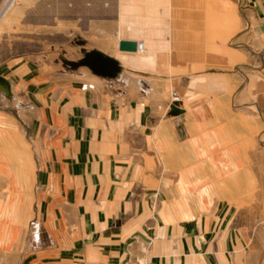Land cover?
<instances>
[{
  "label": "crops",
  "instance_id": "obj_1",
  "mask_svg": "<svg viewBox=\"0 0 264 264\" xmlns=\"http://www.w3.org/2000/svg\"><path fill=\"white\" fill-rule=\"evenodd\" d=\"M169 2L116 0L117 43L120 40L142 42L144 57L138 59L133 53L117 50L121 70L113 78L96 77L85 67L60 70L59 65L53 63L50 68L56 73H42L47 66L39 64L34 67L32 80L25 83L24 63L9 64L0 42V79L7 83V90L0 86V136L10 137L19 147L20 142L24 143L27 127L35 139V205L30 225H36L34 228L42 235L45 246L38 249L49 259L54 256L52 249L57 245V231H64L61 244L67 252L68 230L78 225L86 233L87 242H94L98 250L103 247L104 254L114 250L108 247L116 246L112 234L118 237L122 230L130 242L136 237L131 233L137 230L145 239L157 237L151 243V263L202 264L203 246H207L217 221L221 220L215 221V215H205L196 217L192 223L160 224L155 231L147 232L148 227L142 224L150 213L147 201L150 191L138 182L152 181L156 165L161 167L160 174L176 175L172 178L176 181L188 180L180 176L188 174L191 165L192 180H202V175L206 174L202 166L216 164L211 158L201 159V150L213 149L214 141L225 138L226 134L235 132L243 140L247 138L248 126H231L225 102L235 84L242 83L245 89L250 85L248 74L244 75L252 64L250 57L257 61H252L254 66L258 64L251 69L264 70V54L259 50L255 53L252 46L243 44L246 51L241 55L243 62L234 64L232 40L224 46L233 31L226 14H220L227 24L217 36L221 42L220 59H224L220 63L221 72L201 66L202 56L192 51V45L185 53L183 50L174 53L170 32L162 28L165 18L138 14L153 9L162 12L170 6ZM235 2L257 8L259 30L263 33L264 0ZM217 5L222 10L229 7L224 0ZM212 49L218 52L216 47ZM207 52L209 67L216 65V57L212 54V58L211 52ZM80 58L81 54L68 53V62ZM181 58L188 65L186 69L170 74L172 62L179 63ZM84 84L92 85V89L82 91L80 86ZM243 88L236 93L238 101L243 100ZM26 101L32 117L29 125L25 121ZM254 101L264 121V92L254 95ZM171 104L180 110L177 116L170 114ZM165 162L175 167L164 171ZM159 179L169 181L171 178ZM216 209L215 206L211 212L217 213ZM116 222L118 232L112 230ZM59 235L62 240L61 233ZM35 239V244L39 245L38 235ZM222 241L226 246L233 239ZM119 246L124 249L123 245ZM241 257L237 264H249V260Z\"/></svg>",
  "mask_w": 264,
  "mask_h": 264
},
{
  "label": "rangeland",
  "instance_id": "obj_2",
  "mask_svg": "<svg viewBox=\"0 0 264 264\" xmlns=\"http://www.w3.org/2000/svg\"><path fill=\"white\" fill-rule=\"evenodd\" d=\"M167 1H170V6L162 12L153 9L145 11L143 15L138 14L160 20L165 18L166 23L162 28L170 32V46L174 53L182 50L185 53L191 50L192 45V51L202 56L201 66L221 72L220 63L224 59H220L221 42L217 36L227 24H224L220 14H226L231 19L233 31L224 46L227 47L232 40L234 64L243 62L241 55L246 53L243 44L252 46L255 53L259 50L264 54L262 32L259 30L261 23L256 17L257 8L253 5L224 0L229 7L222 10L217 5L222 0ZM115 8L116 0H0V42L5 47L2 53H7L9 64L16 61L24 63L25 83L32 80L34 67L39 64L47 66L42 73L48 75L56 73L51 69L53 63H57L60 70H68V53L80 54V49H98L115 60L120 59ZM80 42L83 45H79ZM144 47L147 48L146 42ZM213 47L218 52L214 53ZM207 51L211 52L212 58L213 55L216 57L217 66L212 64L209 67ZM143 52L141 47L133 54L139 59L144 57ZM254 60L250 57L252 64L244 71V75L248 74L250 85L245 89L242 83L239 86L235 84L225 102L231 126H248L247 138L243 140L235 132L226 134L225 138L214 141L213 149L201 150V159L211 158L216 164L202 166V171L206 173L202 175V180H192L194 174L191 165L188 166V174L180 176L188 180L178 181L174 180L176 175L160 174L161 167L156 165L158 172H153L152 181L138 182L143 187L146 185L150 191L147 200L150 213L142 224L148 227L145 228L147 232L155 231L154 228L157 229L160 224L192 223L196 217L205 215H215V221L221 220L217 221V227L210 235L209 246H203L202 264H237L242 255L250 261L249 264H264V121L254 107V95L264 92V70L251 69L258 66H254ZM172 63L169 68L172 75L188 66L182 58L179 63ZM237 70L241 69L237 67ZM236 72L234 69L233 73ZM253 83L254 87L251 88ZM242 88L243 100L238 101L236 93ZM28 103L26 101L25 121L29 125L32 117ZM34 143L35 139L27 127L24 143L20 142L19 147L12 143L10 137L6 139L0 136V264H156L149 259L151 243L157 238L155 235L152 240L145 239L136 230L131 236L137 239L128 242L126 234L120 230L118 237L112 234L116 246L108 247L114 250L104 254L103 247L98 250L94 242H87L86 233L78 225L68 230L67 252L61 244L64 231H57V245L52 249L54 256L51 259L43 256L38 249L45 246L42 235L34 228L36 225H30L35 205ZM168 159H165L166 162ZM166 162L162 166L164 171L175 167ZM167 176L171 178L169 181L159 179ZM215 206L218 212L212 213ZM117 227L116 222L112 230H117ZM36 235L39 245L35 244ZM225 238H232V243L223 245Z\"/></svg>",
  "mask_w": 264,
  "mask_h": 264
},
{
  "label": "water",
  "instance_id": "obj_3",
  "mask_svg": "<svg viewBox=\"0 0 264 264\" xmlns=\"http://www.w3.org/2000/svg\"><path fill=\"white\" fill-rule=\"evenodd\" d=\"M79 45H83L82 42ZM119 52L133 53L136 51V43L134 41L120 40L117 43ZM81 58L77 61H70L66 66L75 69L77 67H85L90 73L96 77L113 78L121 70L117 60L95 49H80ZM0 86L7 90V83L0 79ZM180 110L175 104L170 105V114L177 116Z\"/></svg>",
  "mask_w": 264,
  "mask_h": 264
},
{
  "label": "built area",
  "instance_id": "obj_4",
  "mask_svg": "<svg viewBox=\"0 0 264 264\" xmlns=\"http://www.w3.org/2000/svg\"><path fill=\"white\" fill-rule=\"evenodd\" d=\"M136 47L137 48H143V43L142 42H140V43H136ZM80 89L82 90V91H85V90H90V89H92V85H87V84H84V85H81L80 86ZM175 100V99H174Z\"/></svg>",
  "mask_w": 264,
  "mask_h": 264
},
{
  "label": "bare ground",
  "instance_id": "obj_5",
  "mask_svg": "<svg viewBox=\"0 0 264 264\" xmlns=\"http://www.w3.org/2000/svg\"><path fill=\"white\" fill-rule=\"evenodd\" d=\"M137 52V47H136V51L135 52H133V53H136Z\"/></svg>",
  "mask_w": 264,
  "mask_h": 264
}]
</instances>
